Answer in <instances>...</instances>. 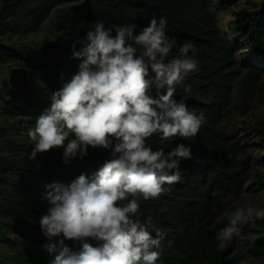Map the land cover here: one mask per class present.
<instances>
[{"label":"trees","instance_id":"1","mask_svg":"<svg viewBox=\"0 0 264 264\" xmlns=\"http://www.w3.org/2000/svg\"><path fill=\"white\" fill-rule=\"evenodd\" d=\"M224 4L242 5L227 29L217 21ZM254 8V0H1L0 63L29 61L32 55L48 84L28 93L0 90V111L9 119L21 117L24 130L34 128L36 118L50 107L51 93L77 73L81 61L73 58V51L80 50L95 21L106 27L135 24L138 34L153 17H163L165 33L174 41L171 56H178L179 48L191 43L195 54L189 55L197 60L198 70L175 86L174 98L183 100L196 115L203 114L204 120L195 137L166 141L156 133L148 138V146L165 154L183 143L191 148L192 159L181 161V180L164 185L159 198L144 200L137 194L130 199L139 203L140 221H151L149 231L154 236L162 233L157 264H252L264 258V219L254 217L240 226V234L224 247L219 246L217 234L227 226L237 201L264 188V170L253 157V135H242L229 124L246 115L250 103L264 98V4ZM55 11L54 30L33 54L3 43L5 38L39 32ZM137 47L140 55L142 49ZM5 131L0 127V137ZM252 132L264 146V121ZM5 144L19 146L10 139ZM26 147L30 155L33 145ZM63 152L61 147L38 153L35 159L26 157L17 168L16 183L4 176L11 168L3 169L0 244L14 250L13 264H49L54 259L55 253L44 247L49 241L40 228L41 217L52 207L44 198L45 186L68 185L81 174L91 178L112 158L110 149L89 147L85 156L78 153L65 162ZM254 234L258 237L252 238ZM87 242L94 247L103 243L91 238ZM65 245L74 252L82 247L72 240H65ZM0 264L11 263L0 256Z\"/></svg>","mask_w":264,"mask_h":264},{"label":"clouds","instance_id":"2","mask_svg":"<svg viewBox=\"0 0 264 264\" xmlns=\"http://www.w3.org/2000/svg\"><path fill=\"white\" fill-rule=\"evenodd\" d=\"M165 27L163 17H153L138 34L135 24L106 27L95 21L80 50L73 51L81 61L77 73L51 93L50 107L28 130L34 142L29 159L61 147L65 162L78 153L85 156L89 147L111 150L112 158L91 178L81 174L68 185L45 186L44 198L52 207L40 228L49 241L44 247L55 253L49 264H157L160 258L162 233L154 236L151 221H140L139 203L130 197L159 198L164 185L181 180V161L192 159V152L181 143L165 154L146 141L156 133L166 141L195 137L204 120L174 98L175 86L198 70L189 55L195 54L194 45L184 43L179 55L171 56L174 41ZM254 217L264 219V208L230 212L217 234L219 246L230 243ZM89 238L103 243L94 247ZM65 240L80 242L81 250L72 251Z\"/></svg>","mask_w":264,"mask_h":264},{"label":"rangeland","instance_id":"3","mask_svg":"<svg viewBox=\"0 0 264 264\" xmlns=\"http://www.w3.org/2000/svg\"><path fill=\"white\" fill-rule=\"evenodd\" d=\"M264 0H254V9H261ZM1 6V0H0ZM242 5H222L218 11L217 21L219 25L225 29L235 19V13L241 9ZM56 11L53 12L50 19L44 24L42 29L34 34L28 36H13L5 38L3 43L8 46L33 54L34 49L38 44L42 43L47 36H50L54 30V22L56 21ZM29 61L8 60L0 63V90L11 91L16 90L21 93L33 92L36 87L40 85H47L48 81L43 77L45 71L33 59L32 55ZM21 117L9 119V116L0 111V127H5L4 137H0V177L4 168H11L7 170V177L9 183H16L20 180L17 174V168L23 164L29 153L24 146L33 145L34 142L28 136V131L24 130V125L20 122ZM264 121V98L260 101L250 103L249 111L246 115L238 118L235 121H229L230 126L237 127L242 135L250 133L254 137L256 143L253 148V157L257 162L259 168L264 170V146L257 142L255 134H253V127H256L260 122ZM250 127V128H249ZM252 127V128H251ZM249 130L246 131V129ZM5 139H10L16 147H8L5 144ZM258 187V185H255ZM1 198V197H0ZM254 207L264 208V188H259L255 194H250L243 200L237 201L234 204L235 209L238 207ZM10 237L17 239V235L10 233ZM254 234L252 238H257ZM14 250L10 249L8 245L0 244V256L4 257L7 262L15 263ZM264 258L254 260L252 264H262Z\"/></svg>","mask_w":264,"mask_h":264}]
</instances>
